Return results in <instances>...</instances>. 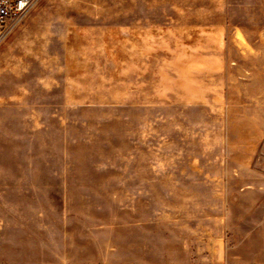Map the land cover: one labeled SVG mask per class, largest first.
<instances>
[{"label":"rangeland","instance_id":"rangeland-1","mask_svg":"<svg viewBox=\"0 0 264 264\" xmlns=\"http://www.w3.org/2000/svg\"><path fill=\"white\" fill-rule=\"evenodd\" d=\"M0 264H264V0H40L0 44Z\"/></svg>","mask_w":264,"mask_h":264},{"label":"built area","instance_id":"built-area-1","mask_svg":"<svg viewBox=\"0 0 264 264\" xmlns=\"http://www.w3.org/2000/svg\"><path fill=\"white\" fill-rule=\"evenodd\" d=\"M40 0H0V44Z\"/></svg>","mask_w":264,"mask_h":264}]
</instances>
